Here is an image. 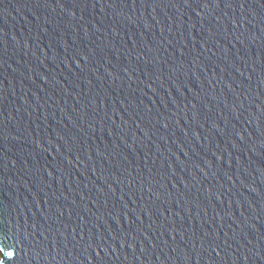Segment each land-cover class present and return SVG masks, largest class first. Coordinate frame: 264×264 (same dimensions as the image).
I'll list each match as a JSON object with an SVG mask.
<instances>
[{
    "label": "water",
    "instance_id": "obj_1",
    "mask_svg": "<svg viewBox=\"0 0 264 264\" xmlns=\"http://www.w3.org/2000/svg\"><path fill=\"white\" fill-rule=\"evenodd\" d=\"M0 264H264V0H0Z\"/></svg>",
    "mask_w": 264,
    "mask_h": 264
},
{
    "label": "snow or ice",
    "instance_id": "obj_2",
    "mask_svg": "<svg viewBox=\"0 0 264 264\" xmlns=\"http://www.w3.org/2000/svg\"><path fill=\"white\" fill-rule=\"evenodd\" d=\"M6 255L11 258L14 256V253L12 251H8Z\"/></svg>",
    "mask_w": 264,
    "mask_h": 264
}]
</instances>
